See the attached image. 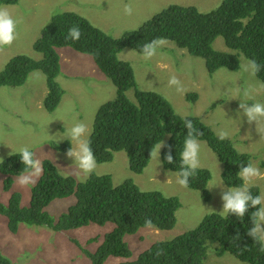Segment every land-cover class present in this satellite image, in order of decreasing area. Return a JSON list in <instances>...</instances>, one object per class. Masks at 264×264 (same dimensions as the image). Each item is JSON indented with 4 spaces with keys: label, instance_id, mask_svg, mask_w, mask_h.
<instances>
[{
    "label": "trees",
    "instance_id": "obj_1",
    "mask_svg": "<svg viewBox=\"0 0 264 264\" xmlns=\"http://www.w3.org/2000/svg\"><path fill=\"white\" fill-rule=\"evenodd\" d=\"M18 1L0 0V7L16 5ZM73 26L80 30L77 41L66 39ZM218 37L223 39L230 52L214 50L212 45ZM157 38L168 40L190 55L204 59L209 74L221 68L236 72L241 56L255 59L262 66L257 76L264 83V0H223L218 8L208 13H201L193 6L170 5L137 30L120 38L109 36L76 13L55 14L33 45L39 59L12 58L0 72V87L21 86L30 73L41 72L47 89L42 106L52 113L65 94L57 82L61 74L57 50L70 48L89 56L116 87L115 98L98 108L92 122L89 138L96 162L109 163L115 153L124 152L129 170L141 174L162 141L166 145L161 150L163 168L177 173L187 135L185 117L178 115L163 95L138 90L132 66L118 57L126 48L141 53L144 44ZM129 90L134 92V100L127 97ZM186 118L192 120L202 133L196 138L206 142L217 156L223 167L221 176L225 185L242 187L244 181L239 176V168L252 164L253 155L240 152L233 140H219L200 118ZM69 147V142H65L61 146L55 145L54 149L67 152ZM169 149L174 159L171 164L164 159ZM260 166L264 168V162ZM24 168L18 154L0 164V176L5 177L4 191L10 190L13 177L21 174ZM211 177L207 169L198 168L196 175L189 179L188 188L199 191L205 202L212 199L208 190ZM250 191L260 195L257 186L251 187ZM70 197L75 198V203L64 213L53 216L47 211L54 200ZM181 206L177 197L143 191L129 179L114 184L109 174L92 173L84 181H78L71 175L61 174L50 160H44L43 173L31 188L28 205L22 204L20 193L13 192L7 204L0 203V218L6 220L9 237L18 240L23 235L28 240V231L35 228L69 232L90 225L112 224L113 229L105 234L93 254L85 250L90 264H104L109 257L128 260L120 264H204L210 247L217 257L229 253L244 263L264 264V252L260 251L264 241H253L246 234L252 226L250 214L255 211L251 207L240 219L234 215L225 218L218 213L207 214L194 229L172 240L155 242L136 260H129L132 250L124 241L125 237L136 235L147 227L172 230ZM147 220L151 221V226L146 224ZM9 259L0 245V264H12Z\"/></svg>",
    "mask_w": 264,
    "mask_h": 264
},
{
    "label": "rangeland",
    "instance_id": "obj_2",
    "mask_svg": "<svg viewBox=\"0 0 264 264\" xmlns=\"http://www.w3.org/2000/svg\"><path fill=\"white\" fill-rule=\"evenodd\" d=\"M222 1L19 0L16 5L1 6L9 10L17 22V27L14 42L10 46L0 47V72L14 57L39 59L33 45L51 17L61 12L76 13L109 36L120 38L137 30L144 22L170 5L193 6L201 13H208L218 8ZM125 4L132 6L131 15L124 13ZM165 42L150 59L128 48L119 53V59L132 66L137 89L163 95L178 115L200 118L216 135L219 130L227 131L228 139L236 142L235 146L240 152L253 155L252 165L264 173V168L260 166V163L264 162V120L249 124L246 117L240 115L242 110L239 109L240 102L264 103V83L257 74L253 76L244 70L248 59L241 56L240 67L236 72L221 68L209 74L204 59L190 55L168 40ZM212 46L216 51L230 52L220 37L216 38ZM57 52L61 69H69L74 77H57V82L65 94L52 113L45 111L42 106L46 85L44 75L39 71L30 73L21 86L0 87V158L4 161L9 156L18 154L22 147H27L41 159L42 164L44 160H50L61 174L84 181L83 176L77 178L74 174L72 159L61 149H54V146L69 142L63 137L78 121L86 123L91 129L98 108L115 98L116 87L97 68L91 57L70 48H60ZM173 75L181 81L184 89L182 92L168 85V80ZM126 95L134 100L133 91L129 90ZM199 142V168L207 169L212 176L208 183V190L212 194L209 202L202 200L199 191L179 186L175 172L164 170L161 160L163 147L159 150L158 160L153 155L154 150L141 174L129 170L124 152L115 153L114 159L109 163H97L93 174H109L114 184L132 180L141 190L175 196L182 205L176 213L177 222L172 230L147 227L136 235L125 237L124 241L132 250L129 260H136L141 252L155 242L172 240L194 229L207 214L223 215L220 213L221 188L209 189L213 184H223L224 188H227L221 176L223 167L208 144ZM16 177H13L9 192L3 191L4 178L0 177V202L6 204L12 192H19L22 204L26 206L33 186H19ZM253 186H257L260 195L264 196V178H253L251 187ZM74 203V197L56 199L47 211L57 216ZM5 221L0 218V245L15 264H90L85 250L93 254L102 244L105 234L113 229L112 224L103 227L90 225L69 232L35 228L28 231V240H25L24 235L18 240L9 237ZM212 251L210 247L204 264H248L229 253L217 257ZM125 261L128 260L111 257L105 264H120Z\"/></svg>",
    "mask_w": 264,
    "mask_h": 264
},
{
    "label": "clouds",
    "instance_id": "obj_3",
    "mask_svg": "<svg viewBox=\"0 0 264 264\" xmlns=\"http://www.w3.org/2000/svg\"><path fill=\"white\" fill-rule=\"evenodd\" d=\"M123 11L126 15H131L133 11L132 6L130 4H125L123 6ZM16 27L17 22L12 17L9 10L6 7H0V47L10 46L14 42L16 39ZM79 38L80 30L78 27L73 26L68 30L66 39L77 41ZM165 43L166 42L163 38L154 39L142 46L141 54L144 56V58L150 59L156 54L157 48L164 46ZM261 67L262 66L257 63L255 59H248L244 65V70L255 76L261 71ZM60 72V75L74 77L67 68L61 69L60 67ZM168 85L170 87L174 86L178 92H182L184 90L181 81L175 75L169 78ZM239 109L242 110L240 115L246 117L249 124L252 122L257 124L258 122L264 120V103L255 102L249 104L240 102ZM184 127L187 129V135L183 142L182 151L180 152V170L176 173V183L183 188H187L189 185V179L196 175L197 169L200 167L199 157L201 144L196 137L202 133H200L195 128L192 120L187 119L186 117L184 119ZM228 135L229 134L227 131L219 130L217 133V138L219 140H224L228 138ZM90 136V127L86 123L78 121L68 129L67 134L63 137L69 141L70 147L66 152V156L72 159V164L75 168L74 174L77 176V178L83 176L84 179H87V177L91 175L97 167L96 157L91 147V140L89 138ZM162 147H166V145H164V143L161 141L157 144L155 152L153 153L157 160L159 150ZM18 155L25 168L24 171L15 178L16 183L21 187L34 186L36 180L43 173V164L41 159L37 158L35 153L27 147H22L19 150ZM164 159L165 162L169 164L174 162L170 149L165 153ZM3 163V159L0 158V164ZM239 176L244 181V185L242 187H227L225 189L223 184H213L211 187H209V189L213 187L221 188L220 198L222 201V210L220 213H222L225 218H227L229 215H234L238 219L243 218L250 207L254 208L255 211L251 212L250 214L252 226L248 229L246 234L251 237L253 241H264V206H262L264 205V196L253 195L250 191L253 178H264V173H262L258 167H255L249 163L248 165L240 166ZM0 177L5 178L4 176ZM146 224L151 226V221L147 220ZM260 251L264 252V246L260 248ZM9 260L14 263L11 258Z\"/></svg>",
    "mask_w": 264,
    "mask_h": 264
}]
</instances>
